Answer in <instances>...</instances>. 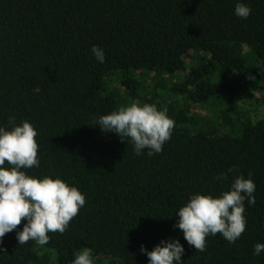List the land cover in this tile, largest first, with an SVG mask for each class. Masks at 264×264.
I'll return each instance as SVG.
<instances>
[{
    "label": "trees",
    "instance_id": "1",
    "mask_svg": "<svg viewBox=\"0 0 264 264\" xmlns=\"http://www.w3.org/2000/svg\"><path fill=\"white\" fill-rule=\"evenodd\" d=\"M132 102L175 121L161 153L138 156L95 125ZM11 116L39 132L40 167L25 171L76 186L86 204L46 245L18 244L22 220L0 264H72L85 248L95 264H148L141 245L168 238L184 245V264H264L253 254L264 243V0H0V125ZM249 172L256 204L246 202L241 238L190 247L174 227L179 208Z\"/></svg>",
    "mask_w": 264,
    "mask_h": 264
},
{
    "label": "clouds",
    "instance_id": "2",
    "mask_svg": "<svg viewBox=\"0 0 264 264\" xmlns=\"http://www.w3.org/2000/svg\"><path fill=\"white\" fill-rule=\"evenodd\" d=\"M252 13L249 4L238 2L234 14L248 19ZM91 53L103 64L106 52L93 45ZM101 131L115 133L122 141L134 146L136 155L147 151L148 157L163 151V146L172 137L175 121L166 108L155 104L143 105L132 102L121 106L110 114L101 115L95 122ZM38 130L28 120L17 124L15 117H9L8 126L0 125V244L3 237L17 229L26 220L22 230L16 231L19 245L30 240L39 245L49 243V233L63 234L80 209L85 207L86 196L76 186L63 179L51 176L39 178L25 170L40 167L38 158ZM7 163V167L5 166ZM233 166L214 177L226 180L228 173L235 172ZM243 174L235 176L230 190L220 195L193 194L184 206L179 208V217L174 225L182 233L190 247L199 252L207 250L208 238L221 235L230 244L236 243L246 231V202L255 206L256 184ZM148 257V264H184L185 247L178 238L161 240L151 251L144 245L140 249ZM264 253V243L254 245V255ZM72 264H95L92 251L82 249L74 254Z\"/></svg>",
    "mask_w": 264,
    "mask_h": 264
}]
</instances>
